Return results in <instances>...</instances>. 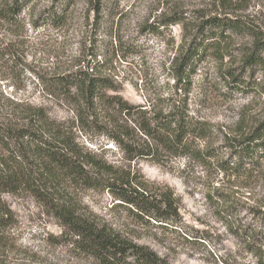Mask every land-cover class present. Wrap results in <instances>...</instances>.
<instances>
[{"label": "rangeland", "instance_id": "374dc122", "mask_svg": "<svg viewBox=\"0 0 264 264\" xmlns=\"http://www.w3.org/2000/svg\"><path fill=\"white\" fill-rule=\"evenodd\" d=\"M5 1L0 0V8ZM98 1L106 22L97 26V41L101 45L111 40L113 33L112 37L104 35L110 29L119 35L116 83L124 98L142 104L155 89L169 91L173 83L169 68L183 41L182 25L162 33H148L145 27L177 10L202 9L216 14L219 6L217 0ZM230 1L236 8L241 6L238 14L253 16L264 25V0ZM70 2L69 19L60 28L38 25L37 17L50 0L32 1L13 18L0 11V121L25 123L30 111L42 107L54 120L74 122L75 107L42 81L70 68L86 41L83 35L96 20L89 0ZM251 43L248 36L233 37L223 61L206 58L192 79L191 108L213 126L208 139L221 154L219 159L230 156L227 136L248 133L264 121L262 73L243 77L245 82L257 83L252 92L227 86L222 75L228 69L242 73L243 52ZM74 131L85 150L116 165L140 169L147 179L168 184L182 199V222L168 229L155 222L138 223L106 191L66 190L64 198L74 202L78 214L149 247L169 264H256L244 237L235 236L226 225L238 228V235L257 228L254 208L264 201V160L259 170L240 176L193 165L184 169L182 162L173 170L147 161L135 165L123 160L122 153L104 136L90 137L77 126ZM0 199L13 216L11 226L0 237V264H99L58 239L60 223L30 194H2Z\"/></svg>", "mask_w": 264, "mask_h": 264}, {"label": "trees", "instance_id": "16d2710c", "mask_svg": "<svg viewBox=\"0 0 264 264\" xmlns=\"http://www.w3.org/2000/svg\"><path fill=\"white\" fill-rule=\"evenodd\" d=\"M32 1L6 0L0 11L13 18ZM50 1L37 17L38 25H66L70 0ZM89 1L96 20L82 37L86 41L81 53L67 71L42 80L49 91L75 107V120L72 124L59 122L44 108L36 107L25 123L0 121V197L30 194L60 223L58 239L99 264H169L149 247L78 214L74 202L64 198L71 189L106 191L138 223L155 222L157 227L168 229L182 222V199L172 187L147 179L138 168L116 165L85 150L74 128L90 137L104 136L122 153L123 160L135 165L147 161L173 170L183 163L184 169L193 165L233 176L259 170L264 160V121L248 133L227 136L230 156L219 159L221 154L208 139L214 128L191 108V91L201 62L208 57L222 62L230 40L246 36L252 43L243 52L242 73L228 69L222 75L227 86L255 91L257 83L245 82L243 77L248 74L253 78L259 72L264 76V25L253 16L238 14L241 6L236 8L230 0H217L216 14L202 9L177 10L149 23L145 27L148 33L182 25L183 41L169 68L173 82L169 91L155 89L142 104L120 93L114 70L121 39L110 29L104 35L114 36L102 43L108 46L102 48L96 36L97 26L106 22L105 14L98 0ZM261 87L264 89V84ZM254 211L258 222L255 230L238 235V228L227 222L226 227L235 236L244 237L256 264H264V201ZM12 222L11 210L0 199V237Z\"/></svg>", "mask_w": 264, "mask_h": 264}]
</instances>
